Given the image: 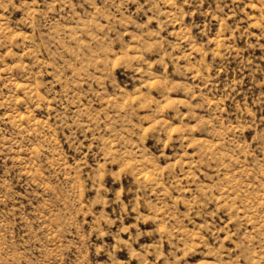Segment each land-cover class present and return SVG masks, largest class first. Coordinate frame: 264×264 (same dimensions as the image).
Segmentation results:
<instances>
[{"label":"rangeland","instance_id":"rangeland-1","mask_svg":"<svg viewBox=\"0 0 264 264\" xmlns=\"http://www.w3.org/2000/svg\"><path fill=\"white\" fill-rule=\"evenodd\" d=\"M0 264H264V0H0Z\"/></svg>","mask_w":264,"mask_h":264}]
</instances>
